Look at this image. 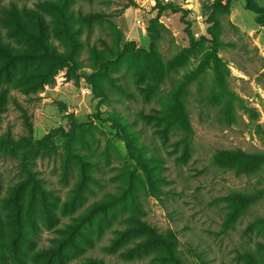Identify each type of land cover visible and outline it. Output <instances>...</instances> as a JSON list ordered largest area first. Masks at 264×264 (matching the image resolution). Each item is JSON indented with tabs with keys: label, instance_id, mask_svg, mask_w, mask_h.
<instances>
[{
	"label": "rangeland",
	"instance_id": "obj_1",
	"mask_svg": "<svg viewBox=\"0 0 264 264\" xmlns=\"http://www.w3.org/2000/svg\"><path fill=\"white\" fill-rule=\"evenodd\" d=\"M44 0H0V32L4 39L18 45L1 20L3 8L15 2L20 8L37 9L51 21L50 13L40 5ZM74 17L81 24L83 48L81 61L86 66L89 48L102 47V39L114 40L110 22L116 25L125 42L136 48H148L150 20L158 7L166 2L187 10L185 20L195 37H209L204 4L213 0H67ZM264 7V0H256ZM99 13L101 20H89V13ZM182 11L167 9L159 15L161 37L157 48L164 65L183 56L179 66L156 83V91L145 96L138 86L153 80V70L146 61L135 67L121 64L114 75L129 93L116 99L100 101L80 70H60L54 81L34 91H25L18 82V73L0 69V90H5L4 109L0 113V134L9 132L15 139L28 136L34 141L62 128L68 133L73 122L88 123L76 127L74 149L90 160L91 179L85 198L76 205L68 202L80 172L69 159V140L56 135L54 147L47 153L31 158L29 165L48 191V209L32 211V225L27 237L11 240L4 206L0 201V264H44L43 252L60 236L63 227L89 204L110 194H116L127 178H132L140 201L136 206H120L118 213L101 228L83 227L78 246L69 248L63 264H79L88 256L110 264H158L152 255L130 257L132 239L126 245L108 247L116 230L123 228L133 213L147 221L162 234L172 236L183 264H243L238 254L251 249L256 252L261 235L245 232L246 226L264 218V199L228 227L226 194L250 193L264 188V164L251 175L238 174L220 165L217 155L224 150L241 148L250 153L264 154V25L243 0H233L230 13L223 15L222 39L225 45L219 55L230 69L227 89L219 93L211 43L204 41L189 51L187 23ZM60 50L62 46L53 38ZM199 75L189 85L187 105L192 126L191 151L183 158L182 146L172 142L183 134L175 133L164 142L156 127L140 118V111L151 112L170 100L173 84L194 71ZM83 70L90 71L88 67ZM230 108V112L227 111ZM117 117L125 119L150 145L148 154H155L163 179L161 193L154 194L144 172L131 158L120 137ZM26 177L22 157L0 153V199L9 189ZM127 219V220H128ZM85 232V234H84ZM90 234V237L87 235ZM139 242V238L135 239ZM108 247V249H107ZM110 249V250H109Z\"/></svg>",
	"mask_w": 264,
	"mask_h": 264
},
{
	"label": "trees",
	"instance_id": "obj_2",
	"mask_svg": "<svg viewBox=\"0 0 264 264\" xmlns=\"http://www.w3.org/2000/svg\"><path fill=\"white\" fill-rule=\"evenodd\" d=\"M247 9L255 14L258 24L264 25V7L256 0H243ZM233 0H213L205 3V15L208 22L207 33L209 37L201 36L197 39L191 30V23L186 19L187 10L176 7L172 3H164L158 7V14L150 20L148 25L149 46L148 48H136L133 41L125 42L116 25L110 22L114 32V40L109 43L102 39V47L92 46L89 48L88 65L81 61L83 42L81 39V24L74 17L67 0H44L42 5L51 15L48 21L37 9L20 8L15 2L3 8L1 20L7 26L10 35L14 36L18 45L3 38L0 32V69L5 73L16 71L19 75L18 82L25 91H34L42 88L45 84L54 81L60 70H80L81 75L92 86L93 92L100 101L116 99L119 94L129 93L118 77L114 75L121 65L135 67L143 61L153 70V80L147 81L138 89L147 97L156 91V83L164 76L169 75L171 70L180 65L183 56L172 59L166 66L161 60L157 45L161 37L159 15L167 9L182 11V19L186 21V30L189 35V51L197 49L204 41L211 43V58L213 59L219 95L225 92L230 76V69L219 55L225 45L222 39L223 15L230 13ZM102 15L89 13L85 18L92 21L98 20ZM53 38L59 41L62 50L55 44ZM88 67L90 71L83 70ZM201 72L194 71L173 84L170 100L161 106L152 108L151 112L140 111V118L156 127V131L164 142H169L170 136L175 133L183 134L172 142V145L182 146V156L187 159L191 151L192 126L187 105L189 85ZM5 90H0V113L4 109ZM230 112V108L228 110ZM88 123L73 122V127L66 133L62 128L49 132L44 138L34 141L28 136L15 139L9 132L0 134V153L5 152L12 156L22 157L23 169L26 177L13 185L9 191L1 197V206H4L6 224L9 225L11 240L14 247L17 241L27 237V232L32 225V211L39 209L43 213L48 209V191L42 180L29 165L31 158L39 153H47L54 147L53 138L60 134L72 137L69 140V159L78 165L79 179L74 186L72 194L68 198L71 205L82 202L85 191L91 179L88 165L90 160L82 153L74 149L73 139L76 127H85ZM117 126L120 137L124 140L128 152L135 164L144 172L150 190L159 195L162 187V174L159 169V159L155 154H148L151 147L142 138V132L134 129L132 124L125 119L117 117ZM217 162L225 167L234 169L238 174L251 175L257 172L264 164V154L250 153L241 148L224 150L218 153ZM264 199V188L256 189L250 193H229L224 196L228 208L225 222L228 227L232 226L248 208ZM120 206H136L139 210L141 204L133 185L132 178H127L120 186L116 194H110L104 198L93 201L79 215L67 223L61 230L56 242L43 252L44 264H63L62 259L67 255L69 248L78 246V233H82L83 227L89 230L93 227L101 228L103 223L109 222L117 213ZM39 210V211H40ZM128 219V218H127ZM123 228L116 230V236L111 239L108 247L116 249L126 245L132 239L131 247L125 254L130 257H140L142 254H150L158 264H183L176 248L175 240L159 232L147 221L133 213ZM1 225V224H0ZM261 235L262 240L257 242L256 252L245 249L238 254L243 264H264V218H258L250 222L245 232ZM0 231V236L2 235ZM85 234V232H84ZM90 237V234L87 235ZM140 239L137 242L135 239ZM107 247V249H108ZM110 250V249H109ZM79 264H110L103 259L88 256Z\"/></svg>",
	"mask_w": 264,
	"mask_h": 264
}]
</instances>
